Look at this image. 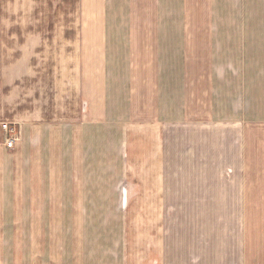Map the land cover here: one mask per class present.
Here are the masks:
<instances>
[{"label":"crops","instance_id":"0c3cea01","mask_svg":"<svg viewBox=\"0 0 264 264\" xmlns=\"http://www.w3.org/2000/svg\"><path fill=\"white\" fill-rule=\"evenodd\" d=\"M0 4L7 7L0 19V52H31L32 38H48L50 32L41 29L43 16L34 19L26 13L22 18L16 13L15 7L34 6L33 0ZM213 19L214 44L224 47V37L232 38L228 45L236 47L241 61L244 55H264V0H204L207 36ZM219 68L242 71L236 83L218 76L214 88L212 83L207 88L209 94H218L220 124H205L188 147L182 146L187 154L180 150L179 137L170 146L161 145L157 138L142 144L141 160L135 166L125 160V155H131L127 143L113 156L100 153V133L106 128L69 130L4 120L21 115L19 72L15 75L12 63V72L4 75L0 64V223L9 220L7 214L13 221L0 229L15 227L23 215H28V227L32 215L33 219L38 215L43 229L53 231L48 215L99 214L115 206L116 177L110 176L118 174L128 183L121 196L125 264H264V59L226 61ZM5 83L11 86L7 106L15 104L16 112L5 108ZM178 85L173 82V94ZM227 95L235 108L226 112ZM6 122L17 124L12 149L4 144L1 124ZM113 133L119 140L121 130ZM163 146L171 148V158L169 152L164 156ZM121 155L124 159L119 162Z\"/></svg>","mask_w":264,"mask_h":264},{"label":"rangeland","instance_id":"374dc122","mask_svg":"<svg viewBox=\"0 0 264 264\" xmlns=\"http://www.w3.org/2000/svg\"><path fill=\"white\" fill-rule=\"evenodd\" d=\"M33 1L34 6L15 7L16 13L22 18L26 13L34 19L43 16L41 29L50 34L32 38L31 52H0L4 75L12 72V63L15 75L19 72L21 115L4 120L69 130L106 128L100 133V153L113 156L127 143L131 155H125V160L135 166L141 160L142 144L157 138L161 145L170 146L179 137L180 150L187 154L182 146L188 147L205 124H220L218 94H209L207 88L211 83L214 88L218 76L236 83L242 72L221 69L220 63L264 59L255 53L239 60L236 47L228 45L232 38L224 37V47L214 44L210 34L214 19L205 35L204 0H126V5L125 0ZM6 8L0 4V19ZM221 49L232 53H220ZM173 82L179 84L174 94ZM3 94L5 108L16 112L15 104L7 106L11 86L6 83ZM226 101V112L235 108L231 95ZM7 124L15 129L16 123ZM120 130L118 140L113 131ZM166 152L171 158V148L163 146L164 156ZM123 159L121 155L117 161ZM110 177H116V203L99 214L48 215L53 231L43 229L38 215L35 219L32 215L28 227V215H23L15 227L0 229V264H67V260L68 264H125L121 196L128 183L118 174ZM7 216L10 222L1 226H12V216ZM61 235H67L66 240L60 241Z\"/></svg>","mask_w":264,"mask_h":264},{"label":"built area","instance_id":"2783aa9c","mask_svg":"<svg viewBox=\"0 0 264 264\" xmlns=\"http://www.w3.org/2000/svg\"><path fill=\"white\" fill-rule=\"evenodd\" d=\"M1 128L5 132V138H4L5 147L12 148L17 139L15 129L12 126L8 125L7 123H2Z\"/></svg>","mask_w":264,"mask_h":264}]
</instances>
